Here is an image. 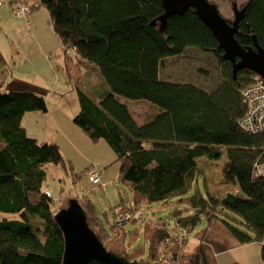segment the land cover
Instances as JSON below:
<instances>
[{"label":"trees","instance_id":"obj_1","mask_svg":"<svg viewBox=\"0 0 264 264\" xmlns=\"http://www.w3.org/2000/svg\"><path fill=\"white\" fill-rule=\"evenodd\" d=\"M38 5L49 12L63 48L73 50L79 64L89 63L101 74L100 83L91 85L93 97L77 89L80 111L74 123L91 140H105L116 153L119 180L137 200L135 206L121 207L139 209L143 202L185 196L200 175L197 160H218L224 149L229 159L225 179L232 184L241 180L244 194H196L186 199L189 215L179 211L177 220L168 221L177 232L190 234L204 217L203 242L213 221L219 220L241 244L260 243L264 262V176L255 174V165L264 163V133H246L239 126L247 111L242 92L253 72L241 70L234 78L232 64L222 59L218 41L193 9L170 17L162 32L159 22L152 25L165 12L161 0H38L34 6ZM244 6L246 16L236 39L243 47H253L255 37L264 49V0H248ZM190 48L212 53L221 62L224 79L212 91L161 79L163 62ZM4 83L0 82V137L6 144L0 147V215L7 217L0 219V264H63L65 240L54 218L56 204L42 187L44 167L65 161L57 144L39 143L22 125L27 113H47V102L33 91L4 93ZM118 98L149 102L159 114L140 126ZM79 203L105 247L131 262L150 264L170 238L168 221H158L157 229L148 221L146 252L145 247H134L137 230L119 236L114 223L105 228L92 203ZM173 242L180 264H208L201 242L192 250L186 248V238L180 247Z\"/></svg>","mask_w":264,"mask_h":264},{"label":"rangeland","instance_id":"obj_2","mask_svg":"<svg viewBox=\"0 0 264 264\" xmlns=\"http://www.w3.org/2000/svg\"><path fill=\"white\" fill-rule=\"evenodd\" d=\"M209 1L215 3L220 13L229 21L234 20L231 1H235L238 8L248 2ZM0 3V47L4 50L3 58L0 57V82H5L3 92L43 93L48 112L27 113L22 125L28 136L39 143L57 144L65 161V165L47 164L44 167L47 177L42 190L51 193L56 204L53 212L56 213L62 209L61 204L69 199L92 203L108 230L114 223L115 208L121 205L126 208L135 206L137 200L134 191L119 180L120 164L110 145L105 140H91L74 123V117L80 111L77 89L93 97L91 85L100 83L101 74L89 63L79 64L74 51L63 48L46 8L29 4L32 7L30 16L17 18L13 12L12 0H0ZM160 77L171 83L196 85L206 91H212L224 79L223 67L214 54L196 48L187 49L181 56L166 59L161 66ZM125 102L140 126L159 114V109L149 102ZM4 146L6 144L0 137V147ZM228 162L227 151L224 149L218 160L199 158L197 164L200 175L185 196L166 202H143L139 205L146 222L177 220L176 213L179 211L185 216L189 215L192 210L186 199L196 194L207 197L208 192L217 198L227 193L244 194L241 180L232 184L225 179L224 168ZM92 169L102 172L101 184L94 185L90 182L87 172ZM4 217L7 216L0 215V219ZM205 226L203 217L191 238L187 239L192 248L198 243ZM136 230L139 234L134 247H145L148 252L150 243L145 239L144 223L128 224L122 233L119 231V236ZM133 250L130 248L129 252Z\"/></svg>","mask_w":264,"mask_h":264},{"label":"water","instance_id":"obj_3","mask_svg":"<svg viewBox=\"0 0 264 264\" xmlns=\"http://www.w3.org/2000/svg\"><path fill=\"white\" fill-rule=\"evenodd\" d=\"M161 1L165 12L152 25L159 22L163 32L170 17L184 15L193 9L218 41L219 49L223 51L222 59L232 64L235 79L241 70L251 71L264 79V49L255 37L253 47H243L236 39L246 16V6L238 8L234 4V20L229 21L209 0ZM54 218L65 240L63 264H143L110 252L90 227L87 213L77 199H70L67 207L58 211Z\"/></svg>","mask_w":264,"mask_h":264},{"label":"built area","instance_id":"obj_4","mask_svg":"<svg viewBox=\"0 0 264 264\" xmlns=\"http://www.w3.org/2000/svg\"><path fill=\"white\" fill-rule=\"evenodd\" d=\"M13 12L17 18H28L32 12V7L27 3L17 2L13 7ZM242 95L247 111L239 123L241 130L252 134L264 133V79L260 75L253 73L251 82L245 86ZM255 174L264 176V163L255 165ZM87 175L90 182L94 185L101 184L102 172L92 169L87 172ZM47 196L52 198L50 192H47ZM134 222L141 225L147 223L140 209L130 210L121 206L115 208L114 224L118 231L120 230L122 233L128 224H133ZM151 226L155 229L159 227L156 223ZM167 228L170 230V238H167L162 245L160 256L151 260L150 264H180L179 255L173 251V241L180 247L183 245L187 235H181L177 232L172 221H168Z\"/></svg>","mask_w":264,"mask_h":264},{"label":"crops","instance_id":"obj_5","mask_svg":"<svg viewBox=\"0 0 264 264\" xmlns=\"http://www.w3.org/2000/svg\"><path fill=\"white\" fill-rule=\"evenodd\" d=\"M17 2L28 3L31 5L33 4L34 6L38 2V0H17ZM0 48H1L0 57L3 58L2 52H4V50H3V47H0ZM4 85H3V88H5ZM40 94H43V93H40ZM118 99L121 104L128 107V104L125 101H129V100H126L123 98H118ZM149 222H151L152 224H155L152 221H149ZM235 222L240 224L238 221H235ZM203 231L204 230H202L201 232V236L203 235ZM178 232L181 235H184V234L188 235L189 239L191 238L192 233L190 234L186 233L184 230H178ZM188 238H186V240ZM199 242H201V237L200 239H198V243ZM186 243H187L186 248L191 247V250L194 248V247L192 248V246L190 245L188 241ZM201 243H202V249L205 255V259L208 264H264L262 257H261V244L260 243L253 242V243L246 244V245L241 244L235 238V236L231 233L229 228L223 222L219 220L213 221L208 231L204 235L203 242ZM175 247L176 245L174 246V248Z\"/></svg>","mask_w":264,"mask_h":264}]
</instances>
